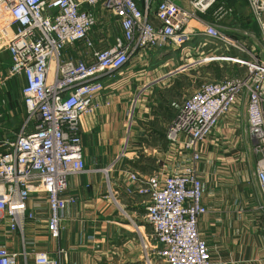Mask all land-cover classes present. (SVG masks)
<instances>
[{"label": "built area", "instance_id": "2783aa9c", "mask_svg": "<svg viewBox=\"0 0 264 264\" xmlns=\"http://www.w3.org/2000/svg\"><path fill=\"white\" fill-rule=\"evenodd\" d=\"M97 4L120 27L112 43L101 49L90 37L98 17L92 6ZM213 4L214 0H183V4L176 0H0V42L9 61L7 68L0 69V89L8 79L20 77L26 113L12 140H0V229L17 231L23 240L25 220L35 218L27 210L29 196L42 193L46 230L59 237L62 212L77 200L65 194L68 178L85 171L81 118L100 106L97 97L105 88L104 80L121 72L130 59L168 46L185 50L197 36L244 53L226 30L203 18ZM247 4L259 18L264 0H247ZM77 42L87 54L62 57L64 47ZM224 58L246 64L247 73L201 84L183 100L167 127V145L184 157L182 168L170 171L162 166L148 174L127 171L137 192L147 196L142 219L150 232H140L143 264H214L197 226L207 212L197 163L201 143L240 96L246 101V130L258 155L254 179L264 209V51L249 61ZM4 106L5 98L0 96V124ZM125 190L132 193L129 186ZM107 196L118 206L108 181ZM132 225L140 231L137 223ZM56 252L58 257L51 258L46 251H33L32 264H62L66 251L57 247ZM19 255L27 264L26 251H10L0 235V264H17Z\"/></svg>", "mask_w": 264, "mask_h": 264}, {"label": "crops", "instance_id": "0c3cea01", "mask_svg": "<svg viewBox=\"0 0 264 264\" xmlns=\"http://www.w3.org/2000/svg\"><path fill=\"white\" fill-rule=\"evenodd\" d=\"M176 1L183 4V0ZM97 15L90 37L95 48L101 49L113 40L106 46L99 43L100 33L104 32L102 27H106L108 19L103 18L102 12ZM203 18L228 32L234 30V26L224 23V20ZM117 28L119 34V25ZM253 40L259 52L263 53L264 45ZM86 54L81 42L67 45L62 50L64 58L74 59ZM136 72L137 76L144 75L140 70ZM170 73L157 78L137 77L135 80H143L138 87L130 79L125 90L116 94L108 92V89L102 91L97 97L100 106L81 118L85 171L68 178L65 194L74 195L77 200L69 203L62 212L59 237H51L46 230L44 194L31 193L27 210L33 211L35 218L25 220L24 239L21 240L17 231H9L6 227L0 229L2 244L7 249L17 253L24 249L29 256L27 264L28 261L32 264L30 255L36 250L46 251L51 258L58 257L57 247H62L67 254L62 264L144 263L140 232H150L142 219L147 196L137 192V185L128 180L127 171L148 174L162 166L174 171L182 168L185 162L183 156L176 155V150L168 147L164 135L178 107L166 105L161 113L146 116L149 105L156 102L148 100L140 106L141 112L133 121L135 102L132 99L130 105V99L136 87L139 91L137 96L140 94L143 98L153 96L147 93L150 88L158 90L171 86L175 91L167 80ZM128 105L131 106L129 110ZM245 105L244 98L237 100L200 145L197 169L202 203L207 212L199 218L197 226L214 264H264V209L260 207L261 196L254 179L258 155L253 151V141L246 130ZM142 120H150L152 126ZM159 133L163 134L161 138ZM150 152L151 157L148 155ZM107 181L113 188L118 206L107 196ZM127 186L131 188V194L126 192ZM247 204L248 208L243 209ZM132 222L139 225L140 231L133 227ZM21 256H18L17 264L25 263Z\"/></svg>", "mask_w": 264, "mask_h": 264}, {"label": "rangeland", "instance_id": "374dc122", "mask_svg": "<svg viewBox=\"0 0 264 264\" xmlns=\"http://www.w3.org/2000/svg\"><path fill=\"white\" fill-rule=\"evenodd\" d=\"M92 7L96 14L102 12L103 18L105 16L107 17L106 19H108L105 24L106 27H102V31L104 32L100 33L101 41H99V43L105 44L106 46L117 34L118 22L108 11H101L98 4ZM219 7L222 8L220 11H218ZM227 7H230L231 10H227ZM205 16L211 21L212 19H216L217 21L224 20V23L232 24L234 30L228 32L225 28L223 29L227 31V35L240 43L241 47L244 49V53L238 50L236 51L230 46L216 44L207 38L197 36L193 37L189 43L185 45L187 47L185 50L183 48L168 46L167 48L150 51L144 57H134L130 59L129 63L123 66L121 72L104 80V89H108L110 93L113 91L116 94L118 91L122 92L125 90L130 79H132L135 84L137 83L136 86L138 87V83H143V80H135L137 77H143L144 79L145 77L157 78L169 72L171 73L167 80H169L172 83V87L176 89L172 91L173 89L170 88L171 86L168 88L163 86L162 88H158V90L150 88L149 92H147L148 95H153L155 97L150 96L148 98V96H146L147 98H143V95L139 94L137 96L139 92L138 88H134L130 99V105L132 99H134L135 102L133 105V121L137 120L136 118L141 112L140 106L148 100L156 102L153 105H149L146 116L156 115V112L161 113L162 107H166V105H176L179 109L183 100L201 84L220 81L227 77H241L247 73L248 69L246 64L243 65L238 62L230 61L224 57L230 55L231 57L242 58L245 61H249L252 57L253 59H257L262 56L257 45H254L253 39L257 40L260 45H264V8L260 17L256 18L248 6L247 0H214V4L208 9ZM250 38L253 41H250ZM8 65V56L6 52L3 51V44L0 42V69H5ZM139 70L143 72L144 75L137 76L136 71ZM22 85L23 81L20 77H12L8 79L2 89H0V96L5 98L3 120L0 124V140H12L14 135L21 129L26 119L21 97ZM242 98L243 97L240 96L239 99L241 100ZM130 105H128V110L131 108ZM227 113L228 111L221 117L225 116ZM142 122L152 126L150 120H142ZM214 127L211 129L210 133L213 131ZM150 140L151 142L154 141L152 139ZM155 153L156 152L153 154L155 155ZM148 155L151 157L152 152ZM160 159L162 161V158ZM242 208H248V204L246 207ZM235 209L238 210L239 207ZM28 264H31L30 261H28Z\"/></svg>", "mask_w": 264, "mask_h": 264}, {"label": "trees", "instance_id": "16d2710c", "mask_svg": "<svg viewBox=\"0 0 264 264\" xmlns=\"http://www.w3.org/2000/svg\"><path fill=\"white\" fill-rule=\"evenodd\" d=\"M162 135H163L162 133H159V137H160V138L162 137ZM143 170H144V168H143Z\"/></svg>", "mask_w": 264, "mask_h": 264}, {"label": "bare ground", "instance_id": "6f19581e", "mask_svg": "<svg viewBox=\"0 0 264 264\" xmlns=\"http://www.w3.org/2000/svg\"><path fill=\"white\" fill-rule=\"evenodd\" d=\"M212 42V41H211ZM215 43V42H214Z\"/></svg>", "mask_w": 264, "mask_h": 264}]
</instances>
